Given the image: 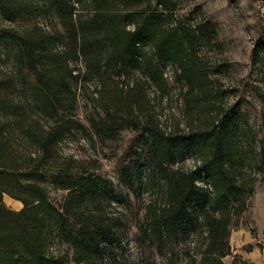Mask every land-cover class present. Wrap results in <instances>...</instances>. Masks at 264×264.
I'll return each instance as SVG.
<instances>
[{
  "label": "trees",
  "instance_id": "obj_1",
  "mask_svg": "<svg viewBox=\"0 0 264 264\" xmlns=\"http://www.w3.org/2000/svg\"><path fill=\"white\" fill-rule=\"evenodd\" d=\"M179 7V0H0V264H73L50 251L54 237L73 248L76 264H108L123 236L102 203L130 202L144 164L165 187L162 204L150 205L136 232L143 253L167 251L193 234L204 248L191 264H226L233 218L254 192L250 170L264 174V93L263 135L253 151L243 142L245 113L218 103L212 75L221 69L202 55L217 37L215 25L193 23ZM73 62L101 81L139 70L163 92L169 84L162 65L172 63L186 86L187 115L204 113L207 121L169 133L141 111L135 94L123 98L119 89L122 95H109L102 114L89 119L103 139L136 131L119 162V183L80 171L58 152L72 130L86 129L76 114L81 70ZM188 152L200 155L197 167L173 168ZM50 185L67 190L62 203L51 199ZM5 195L23 208L8 207Z\"/></svg>",
  "mask_w": 264,
  "mask_h": 264
},
{
  "label": "rangeland",
  "instance_id": "obj_2",
  "mask_svg": "<svg viewBox=\"0 0 264 264\" xmlns=\"http://www.w3.org/2000/svg\"><path fill=\"white\" fill-rule=\"evenodd\" d=\"M179 5L178 13L189 15L193 23L209 20L215 25L217 37L205 44L202 55L209 66L221 69L212 75L219 92L218 103L237 104L245 113L248 136L243 142L247 148L251 146L257 151L263 135L260 93H264V0H179ZM72 66L77 72L81 70L75 86L78 95L76 114L86 129L72 130L60 142L58 152L62 162L74 159V165L80 171L101 175L116 185L119 183V162L127 156L136 131L126 128L115 138L103 139L89 122L97 112L102 114V106L109 95L116 98L122 95L119 89L124 91L123 98L135 94L141 111L151 115L169 133L189 131L207 121L204 113L193 119L187 115L184 105L186 86L176 79L177 68L172 63L162 65L169 84L167 92L161 91L139 70L101 81L86 78L82 62H73ZM199 163L200 155L188 152L173 168L194 170ZM250 171L255 179L254 192L248 197L242 214L233 218L230 253L223 258L226 264H264V174L255 169ZM137 174L136 190L130 193V202L102 203L104 214L117 222L123 236V247L109 253L105 257L106 263L191 264L204 248L201 236L184 235L180 243L169 250L151 254H144L137 244L135 235L144 223L146 211L150 205L162 204L165 187L161 175L147 164L140 166ZM204 182L198 178V183ZM49 192L56 203H62L68 193L51 185ZM4 201L13 210L23 208L21 201L9 195L4 196ZM50 251L67 255L76 264L73 248L58 237H54Z\"/></svg>",
  "mask_w": 264,
  "mask_h": 264
}]
</instances>
